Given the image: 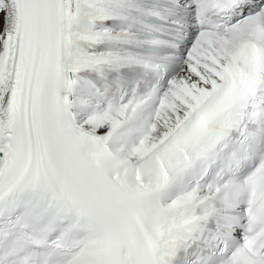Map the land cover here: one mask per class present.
<instances>
[{"label": "snow or ice", "instance_id": "6c2138e0", "mask_svg": "<svg viewBox=\"0 0 264 264\" xmlns=\"http://www.w3.org/2000/svg\"><path fill=\"white\" fill-rule=\"evenodd\" d=\"M0 264H264V0H0Z\"/></svg>", "mask_w": 264, "mask_h": 264}]
</instances>
